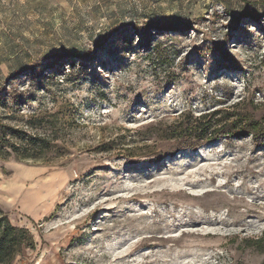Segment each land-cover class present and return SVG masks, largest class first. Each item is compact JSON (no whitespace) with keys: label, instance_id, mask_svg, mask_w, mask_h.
Returning <instances> with one entry per match:
<instances>
[{"label":"rangeland","instance_id":"rangeland-1","mask_svg":"<svg viewBox=\"0 0 264 264\" xmlns=\"http://www.w3.org/2000/svg\"><path fill=\"white\" fill-rule=\"evenodd\" d=\"M213 113L240 132L169 137ZM250 118L264 125V0H0V139L52 143L0 151V218L33 239L7 264H264Z\"/></svg>","mask_w":264,"mask_h":264},{"label":"trees","instance_id":"trees-1","mask_svg":"<svg viewBox=\"0 0 264 264\" xmlns=\"http://www.w3.org/2000/svg\"><path fill=\"white\" fill-rule=\"evenodd\" d=\"M216 114L218 113L203 115L193 119L191 118L192 120L179 123L180 126L175 127L174 132L170 133L169 137L172 139H178L181 137L193 136L197 141L201 142L206 138H212L213 133H217V128H220L221 130L228 129L227 131L229 134L232 132H236V134L237 132H240L241 128L236 124H225L226 126L220 125V122H223L224 120L229 121L232 115L230 117L227 116V118L224 120H220L218 124L212 121L213 116ZM46 122L48 121L44 118L39 119L32 117L26 122L25 125L31 129H46L47 127L51 128L53 126L52 124H46ZM246 122L247 123L244 125V127H242L243 130L247 129L255 137H264V125H262L260 121L250 118ZM4 128L6 130V136L4 135L3 138L0 139V151L8 146L13 147V152L15 155H20L23 159L35 160L42 159L46 154L51 152L52 143L45 136L29 135L27 130L23 129L15 131L9 129L8 127ZM8 133H13L14 135L18 136L22 144L18 146H11L10 141L6 138ZM165 137L170 139L167 135ZM32 245L33 239L27 229L11 225L5 217L0 218V264L10 263L23 247H30Z\"/></svg>","mask_w":264,"mask_h":264},{"label":"bare ground","instance_id":"bare-ground-1","mask_svg":"<svg viewBox=\"0 0 264 264\" xmlns=\"http://www.w3.org/2000/svg\"><path fill=\"white\" fill-rule=\"evenodd\" d=\"M7 190H8L7 192H12L13 194L15 193V191L12 190V189L7 188ZM14 196H15V195H14ZM14 196H13V197H14ZM11 199H13V198H11Z\"/></svg>","mask_w":264,"mask_h":264}]
</instances>
